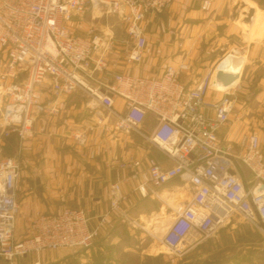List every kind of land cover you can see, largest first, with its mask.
<instances>
[{"label":"built area","instance_id":"built-area-1","mask_svg":"<svg viewBox=\"0 0 264 264\" xmlns=\"http://www.w3.org/2000/svg\"><path fill=\"white\" fill-rule=\"evenodd\" d=\"M174 1L0 0V129L5 137L16 134L23 144L36 133H46L43 121L60 116V102L83 93L89 98L94 125L109 135H138L166 158L165 163L149 158L145 170L140 160L121 162L109 189L110 209L97 225L81 208L38 213L30 234L22 240L17 236V220L23 170L15 158L0 160V259L4 264H20V259L31 255L37 257L33 264H42L41 255L47 251L88 250L111 215L133 224L135 220L123 210L129 199L123 186L130 179L141 180L135 192L144 199L159 198V190L175 180L186 189L181 205L169 206L173 218L158 238L177 258L216 238L236 216L264 232L260 136L244 134L237 150L223 144L219 136L231 124L238 101V82L227 85L221 77L229 73L221 67L230 55L217 60L193 88L180 80L192 69L186 58L177 66L168 65L160 77L134 76L120 71L113 28L96 22L118 18L126 32L125 63L139 65L149 45V19L169 11ZM211 7V0L202 4L204 11ZM87 17L95 23L85 36L76 35L71 24ZM216 76L225 87L214 85ZM211 91L216 97L208 101ZM47 93L51 98H46ZM118 98L124 101L123 110L117 108ZM149 115L155 118L151 130L145 128ZM72 137L86 147L88 129H77ZM123 172L130 174L124 178Z\"/></svg>","mask_w":264,"mask_h":264},{"label":"crops","instance_id":"crops-1","mask_svg":"<svg viewBox=\"0 0 264 264\" xmlns=\"http://www.w3.org/2000/svg\"><path fill=\"white\" fill-rule=\"evenodd\" d=\"M204 1L175 0L169 11L150 18L147 27L149 45L143 62L139 65H127L122 55L119 58L120 71L134 76L157 78L168 65L177 66L186 58L192 69L188 73H183L180 80L187 88H193L210 69L205 66L206 64H199L205 57L204 45L210 43L215 48L210 60L216 62L222 54L230 55L229 59L242 61L239 78L242 79L244 71L246 84L258 78L256 80L258 93L254 102L264 103V76L261 74L264 69V20L260 26L255 23L259 13H264V0H211L212 7L208 11L202 9ZM251 9L255 13L248 23L246 18ZM88 27L84 20L79 19L71 24L72 31L79 36H85ZM253 29L256 30L254 34ZM153 32H156L155 35H152ZM215 97L216 94L212 91L207 100L211 101ZM46 98H51V95L47 93ZM116 102L117 108L123 110L124 101L118 98ZM60 106L62 111L59 118H54L50 122V119L43 121L47 130L55 134L64 132L66 121H71L69 120L71 115H76L75 112L80 109L82 117L80 120L74 118L78 124H74L72 132L87 128L88 144L85 149L64 154L49 150L44 159L37 158L39 150L35 152L31 148L36 140L41 139L46 143L47 135L39 134L26 141L25 158L29 166L22 171L20 180L21 212L17 220V236L20 240L26 237L27 232L30 234V221L36 214H57L65 207L86 210L92 225H97L100 218L110 209L109 189L117 180V168L121 162L134 158L142 161L145 170L149 158H155L163 163L166 161L165 155L157 148L149 144V147L141 148L135 144L138 135H121L113 139L103 127L94 125L88 103L76 101V97H68L60 102ZM233 116L231 124L221 130L219 136L223 144L235 147L246 134L247 119L245 123H239L234 121ZM154 125L155 118L149 115L145 128L151 130ZM165 166L169 167L171 164L167 163ZM129 174L123 172L122 175L127 178ZM140 183V179H130L123 186V192L129 198L124 203L123 210L129 214L132 210L136 212L141 199L142 201L144 199L135 192ZM179 194H183L184 200L186 199V189L175 180L159 190V198H149L161 201L164 204L161 210H164L173 206ZM117 217L111 215L108 226L113 225L119 219ZM165 224L167 227L169 222L162 221L160 226ZM93 249L82 254L76 252L73 254L72 250L47 251L40 259L42 264H86ZM36 260L37 257L31 255L20 259L19 263L33 264Z\"/></svg>","mask_w":264,"mask_h":264},{"label":"rangeland","instance_id":"rangeland-1","mask_svg":"<svg viewBox=\"0 0 264 264\" xmlns=\"http://www.w3.org/2000/svg\"><path fill=\"white\" fill-rule=\"evenodd\" d=\"M84 22H86L87 26L95 23L90 17L85 18ZM96 22L100 25L109 23L119 42L116 55H118V58L122 55L124 56L126 44L123 41L126 37V32L120 20L116 17H110L107 20H96ZM155 33L153 32L152 35H155ZM203 49L205 57L199 61V64H206L207 68H211L215 63V60H210L215 48L209 43L206 46L204 45ZM223 55L225 56V54H222L220 57H224ZM244 74L245 72L243 71L241 75L243 77L238 82V101L233 116L234 121L245 123V119H247L245 123L247 130L245 133H255L260 136L264 153V103L254 102L258 93V88L256 87L258 78L256 77L252 83L248 82L246 84ZM261 74L264 76V69ZM71 97H76V101L85 103L89 101V98L83 93H78ZM75 113L76 115H71V118H69L71 121H66L64 132L55 134L47 130L44 134H35V137L39 134L40 136L47 135L46 143L38 138L39 140H36L34 145H32L31 150L34 149L35 152L39 150L37 158L43 157L45 159L49 150L64 154L71 151L75 152L77 149H85V147L77 145L72 137L74 124H78L77 120L82 117L80 109ZM56 118H59V116ZM74 118L77 120L75 121ZM47 119H50V122L54 118L50 117ZM35 129L37 132L38 128ZM110 136L116 139L121 135L113 134ZM137 138L135 139V144L140 145L141 148L149 147L140 137L137 136ZM25 143L22 144L16 134L8 138L5 137L0 129V160L15 158L19 161L22 170H26L29 165L26 164ZM245 175L249 176L247 172H245ZM163 206L164 204L158 199L148 198L146 200L143 199V201L141 199L136 212L132 210L130 212L131 215L129 214L135 220L133 224L122 220L118 216L117 218L120 220L116 218L117 220L113 225H107L93 247L90 248L94 249L89 254L91 257H89V262L86 264H264V232L256 226L244 222L238 216L230 224L224 226L216 238L206 241L184 258L180 259L171 255L158 240L163 233L156 230L152 232L147 229L150 224L156 227L160 226L162 221L168 223L172 220L173 211L171 209L161 210ZM28 235L27 232L26 237ZM88 250H72L71 252L73 254L75 252L82 254ZM0 264H3V262L0 261Z\"/></svg>","mask_w":264,"mask_h":264},{"label":"bare ground","instance_id":"bare-ground-1","mask_svg":"<svg viewBox=\"0 0 264 264\" xmlns=\"http://www.w3.org/2000/svg\"><path fill=\"white\" fill-rule=\"evenodd\" d=\"M263 16H264V13H262V12L259 13L258 19L255 20V23L257 24V26H260L262 24V21L264 20ZM246 26H248V25H246ZM254 32H256L255 29L252 30L253 34H254ZM241 69H242V61L241 60H233V59H229V58L223 63V65L221 67V70L229 72L231 74H234V75L238 76L237 79L233 82V84L239 82ZM218 81H219L218 80V76H216V79L214 81V85H217V86L219 85V86L225 87V84L223 85L222 83H218ZM184 198L185 197H184L183 194H179L177 196V198L174 200L173 206H176V207L180 206V202H183ZM165 226H166V224L163 225V226H158L156 228V227H153L152 224H150V227L149 228L147 227V229L152 231V232H154L156 230L157 232L163 233V232H165L166 228L168 227V226L167 227H165Z\"/></svg>","mask_w":264,"mask_h":264},{"label":"water","instance_id":"water-1","mask_svg":"<svg viewBox=\"0 0 264 264\" xmlns=\"http://www.w3.org/2000/svg\"><path fill=\"white\" fill-rule=\"evenodd\" d=\"M254 10L251 9L248 14H247V18L246 21L249 23L251 22L253 16H254ZM222 80L226 82L227 85H231L233 84V82L237 79L238 76L231 74V73H223L222 74ZM264 227V226H263Z\"/></svg>","mask_w":264,"mask_h":264}]
</instances>
